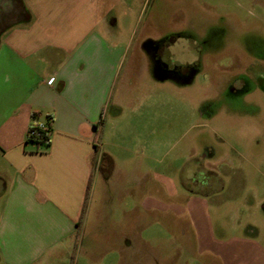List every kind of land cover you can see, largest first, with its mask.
Here are the masks:
<instances>
[{
  "label": "rangeland",
  "instance_id": "rangeland-1",
  "mask_svg": "<svg viewBox=\"0 0 264 264\" xmlns=\"http://www.w3.org/2000/svg\"><path fill=\"white\" fill-rule=\"evenodd\" d=\"M97 6L98 30L104 21L109 44L118 39L126 47L99 144L115 157L131 148L149 163L155 182L138 201L148 197L168 210L140 208L139 240L117 257L109 250L118 240L95 223L102 208L97 193L71 257L52 264H219L197 251L189 220L172 210L180 196H204L217 233L242 234L250 224L264 244L262 212L242 206L236 216L231 212L247 187L264 195V0H99ZM5 35L0 49H7ZM8 84L0 77V88ZM118 205L113 197L108 217L118 215Z\"/></svg>",
  "mask_w": 264,
  "mask_h": 264
},
{
  "label": "crops",
  "instance_id": "crops-1",
  "mask_svg": "<svg viewBox=\"0 0 264 264\" xmlns=\"http://www.w3.org/2000/svg\"><path fill=\"white\" fill-rule=\"evenodd\" d=\"M22 1L24 19L0 49V77L9 83L0 88V264L71 257L97 193L95 223L118 240L109 252L122 257L139 240L140 208L168 210L148 197L138 201L155 182L149 163L131 148L115 157L99 144L126 47L118 39L109 44L104 21L98 30L99 0ZM32 115L50 119L47 146L26 143ZM113 197L118 215L108 217ZM174 199L172 210L189 220L199 253L219 264H264L261 230L248 224L242 234L217 233L204 196ZM235 199L234 216L238 206L264 214V195L251 187ZM180 237L188 253L184 229Z\"/></svg>",
  "mask_w": 264,
  "mask_h": 264
},
{
  "label": "flooded vegetation",
  "instance_id": "flooded-vegetation-1",
  "mask_svg": "<svg viewBox=\"0 0 264 264\" xmlns=\"http://www.w3.org/2000/svg\"><path fill=\"white\" fill-rule=\"evenodd\" d=\"M25 11L22 0H0V37L3 36L11 26L18 24L24 19ZM16 18L14 22L11 23L12 18ZM162 47L158 46V49L154 50V56L156 61L161 58ZM160 65L161 63L158 62Z\"/></svg>",
  "mask_w": 264,
  "mask_h": 264
},
{
  "label": "trees",
  "instance_id": "trees-1",
  "mask_svg": "<svg viewBox=\"0 0 264 264\" xmlns=\"http://www.w3.org/2000/svg\"><path fill=\"white\" fill-rule=\"evenodd\" d=\"M36 116L32 115V122L29 125V128L27 130L26 134V143L28 144H34L35 146H47L49 141V133H50V119L48 118L44 122V129L38 130L37 127H35L33 124L36 122ZM34 131L36 133H39V136L37 139H33L31 136H29V132Z\"/></svg>",
  "mask_w": 264,
  "mask_h": 264
},
{
  "label": "built area",
  "instance_id": "built-area-1",
  "mask_svg": "<svg viewBox=\"0 0 264 264\" xmlns=\"http://www.w3.org/2000/svg\"><path fill=\"white\" fill-rule=\"evenodd\" d=\"M35 127H37L38 130L44 129V124L43 123H34L33 124ZM29 136H31L33 139H37L39 136V133H36L34 131L29 132Z\"/></svg>",
  "mask_w": 264,
  "mask_h": 264
}]
</instances>
